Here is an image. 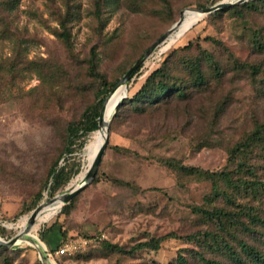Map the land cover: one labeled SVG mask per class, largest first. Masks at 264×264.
I'll return each mask as SVG.
<instances>
[{
  "label": "rangeland",
  "instance_id": "rangeland-1",
  "mask_svg": "<svg viewBox=\"0 0 264 264\" xmlns=\"http://www.w3.org/2000/svg\"><path fill=\"white\" fill-rule=\"evenodd\" d=\"M206 1L0 0V237H15L24 217L71 189L85 170L88 144L102 134L103 124L77 140L72 154L66 156L65 149L68 125L79 123L109 89L91 69L92 54L105 82L121 79L182 12L201 10ZM237 1L217 0L210 7ZM242 11L219 10L203 17L173 47L162 53V46L145 62L128 86L129 97L165 60L173 78L189 80L183 60H198L203 54L214 56L225 74L218 79L204 64L210 87L189 86L187 100L173 98L143 114L123 109L118 119L113 117L99 182L94 183L96 175L76 197L69 215L61 209L42 224L34 246L21 242L7 248L13 264H177L180 256L189 264H202L200 245L186 239H166L159 251H129L171 233L186 237L214 228L196 213V208L210 207L214 181L171 168L165 160L176 167L231 172L235 181L264 182L263 152L253 160L247 157L257 166L255 178L230 161L229 149L257 122H264V94L257 89L264 90V53L254 46L255 34L264 43V7ZM61 21L71 33L70 46L57 35ZM230 54L261 66L260 82L253 74L231 70ZM55 163L78 173L52 193L48 179ZM111 179L145 191L117 186ZM236 199L242 205L257 204L250 194H236ZM215 204L227 206L223 199ZM261 205L264 216V202ZM93 236L100 240L73 255L56 254L66 240ZM44 248L52 255L44 257ZM206 257L225 261L213 252Z\"/></svg>",
  "mask_w": 264,
  "mask_h": 264
},
{
  "label": "trees",
  "instance_id": "trees-1",
  "mask_svg": "<svg viewBox=\"0 0 264 264\" xmlns=\"http://www.w3.org/2000/svg\"><path fill=\"white\" fill-rule=\"evenodd\" d=\"M216 1L217 0H207L205 5L200 8L206 9L214 5ZM245 7L249 9L262 8L264 7V0H249L240 5L224 8L222 11H234L241 14L243 12L242 8ZM61 26L62 31L58 32L57 35L70 46L71 33L67 28V22L61 21ZM254 39L256 51L264 53V43L261 40V35L255 34ZM187 47H190V45ZM96 58L97 56L94 52L90 60L91 69L96 76L102 80L103 85L109 89L103 97L98 99L94 106L86 110L79 123H71L68 125L65 149L66 156L73 153L72 148L77 140L92 134L101 127L102 117L99 119L101 114L99 111L100 109L102 111L108 92H111L120 80L119 78L112 83L105 82V76L97 74ZM197 59L198 60L187 59L182 62L183 71L187 73L189 80L178 76L173 78L169 71L168 61L165 60L158 69L153 71L146 78L144 84L134 96H128L123 100L118 111L114 115V120L121 116L123 109L143 114L149 110H156L166 105L169 103V100L173 98L177 100H187L190 96V93L187 92L189 86L197 88L210 87L211 79L209 75L206 74L207 71H205L204 64L214 69V74H216L218 79L224 76L225 73L222 71L220 63L214 56L203 54ZM230 59L232 66L231 70L253 74L256 80L259 78L257 75L263 72L261 66L253 65L249 62H241L236 59L233 54H230ZM258 81L260 82V79H258ZM257 89L259 93L261 92L264 94V90H262L261 87L258 86ZM115 149L119 152H124L122 147L116 146ZM260 152L264 153V122H257L250 132L229 149L230 161L237 164L239 169H245L251 177L255 178L257 166L256 164H250V159L253 160V156L255 154H261ZM247 157L251 158L247 159ZM164 162L167 166L171 168L174 167L177 170L180 168V170L189 175L206 177L214 181L216 186L214 188V196L208 200L211 204L210 207L196 208V213L202 216L214 228L186 237L171 233L165 237L153 238L150 241L140 243L129 252L146 249L159 251L162 243L166 239L175 238L186 239L190 243H198L200 245V252L197 253V256L202 261V264H264V216L261 215V204L264 202V182L258 179H252L250 181L239 179L235 181L231 172L210 173L197 168L176 167V165L169 160H165ZM77 173L78 171L76 169L70 172L69 167H59V165L55 163L50 170L48 179L51 192L56 193ZM111 181L117 186L128 188L134 192L145 191V189H140L130 182L119 179H111ZM219 181L225 183L226 188L220 187L217 183ZM98 182L99 175H97L94 183ZM236 194H250L252 200L257 202V204L242 205V203H238ZM76 197L63 208L61 214L69 215L75 210ZM219 199L225 200L227 206L218 207L215 201ZM1 233L2 232H0V235H2ZM63 236H66L65 231ZM86 238L91 240L93 244L100 240V237L95 236ZM251 240L253 241L250 242ZM67 242H69V240H66L64 244ZM106 244L111 249L123 253L127 252L119 246H114L109 243ZM7 252V247L0 245V256H3V264H13ZM209 252H213L225 258V261L207 258L206 254ZM177 264H189V262L187 258L180 256Z\"/></svg>",
  "mask_w": 264,
  "mask_h": 264
},
{
  "label": "water",
  "instance_id": "water-1",
  "mask_svg": "<svg viewBox=\"0 0 264 264\" xmlns=\"http://www.w3.org/2000/svg\"><path fill=\"white\" fill-rule=\"evenodd\" d=\"M249 0H238L235 3H231V2H222L219 3L213 7H208L206 9H201V10H192V11H197L200 14L203 15V17L208 16L216 11L222 10L224 8L227 7H232V6H236V5H240L244 2H247ZM186 11L182 12L181 18L180 20L167 32L165 33L160 39H158L139 59L138 61L127 71V73L119 80V82L117 83V85L112 89V91L109 93V95L107 96L105 103L103 105L101 114L99 119L102 117L106 104L108 103V101H110V99L115 95V93L117 92V90L121 87H125L126 88V94L122 97V99L118 102L117 106H116V110H115V114L120 106V104L123 102V100L125 98L128 97V86L130 84V82L132 81V79L134 78V76L136 75V73L138 72V70L145 64V62L151 57L153 56L154 53H156V51L158 49H160V47L162 45H164L165 43H167L169 41V39L172 37V35L177 32L179 30V28L181 27L183 21H184V14ZM114 114V115H115ZM111 122V121H110ZM110 122L107 123L106 125V135H105V139L104 142L102 143V146L97 154V156L95 157L91 167L88 170V173L85 177V179L82 181V183L79 186H76L74 188H71L69 190H67L66 192L55 196L53 199H51L48 204L57 202L58 198H61V202L63 203V206L61 209H63L66 205H68L78 194H80L82 191H84L89 185H91V183L94 181L98 169L102 163V159L105 155V152L108 148L109 142H110ZM46 203H42L40 204L31 214L28 220V226L24 231H20L15 237L11 238L10 240H5L2 237H0V245L5 246L7 248H13L15 245H17L20 240L23 241L27 238V233H28V229L30 227V224L32 222V220L39 215L45 208ZM42 253L44 255V257H47V252H46V248H44L42 250ZM52 264V263H51Z\"/></svg>",
  "mask_w": 264,
  "mask_h": 264
},
{
  "label": "bare ground",
  "instance_id": "bare-ground-1",
  "mask_svg": "<svg viewBox=\"0 0 264 264\" xmlns=\"http://www.w3.org/2000/svg\"><path fill=\"white\" fill-rule=\"evenodd\" d=\"M202 18H203V15L200 14L199 12L187 10L184 14V21L181 27L179 28L177 32H175L172 35V37L169 39L167 43L162 45L163 47L161 46L162 47L161 52L163 53L169 50L171 47L174 46V44L182 40L181 38H184L182 36L185 33H187ZM125 94H126V88L125 87L119 88L117 92L115 93V95L106 104L104 113L102 115V123H101V125L103 124L102 126L103 132L101 135L97 136L94 141L88 144L87 151H86V163H87L86 168H84L85 170L81 172L74 179L72 183V188L79 186L82 183V181L85 179L89 167L92 165L95 157L97 156L102 146V143L104 142L105 135H106V125L114 117L116 106ZM62 206H63V203L61 202V198H58L57 202H54L51 204H48L47 202L44 210L32 220L30 227L28 229L27 238L23 241L20 240L19 243L22 242V243H27V244L34 246L35 241H37L35 239V234L38 232L40 226L46 223L47 221H49V219H51L53 216H55L59 212V210H61ZM28 220H29L28 217H24L21 220V228H22L21 230L22 231H24L27 228Z\"/></svg>",
  "mask_w": 264,
  "mask_h": 264
},
{
  "label": "built area",
  "instance_id": "built-area-1",
  "mask_svg": "<svg viewBox=\"0 0 264 264\" xmlns=\"http://www.w3.org/2000/svg\"><path fill=\"white\" fill-rule=\"evenodd\" d=\"M2 222V220H0V223ZM92 242L91 240L85 239L82 241H69L67 243H65L57 252L56 254L58 256H63V255H73L74 253H77L78 251L81 250V248ZM47 252V249H46ZM52 254L47 252V256H51Z\"/></svg>",
  "mask_w": 264,
  "mask_h": 264
}]
</instances>
